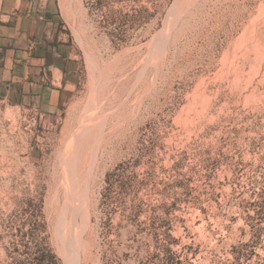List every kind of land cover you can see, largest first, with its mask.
<instances>
[{
	"label": "rangeland",
	"instance_id": "rangeland-1",
	"mask_svg": "<svg viewBox=\"0 0 264 264\" xmlns=\"http://www.w3.org/2000/svg\"><path fill=\"white\" fill-rule=\"evenodd\" d=\"M54 14L60 91L0 101V264H264V0Z\"/></svg>",
	"mask_w": 264,
	"mask_h": 264
},
{
	"label": "crops",
	"instance_id": "crops-1",
	"mask_svg": "<svg viewBox=\"0 0 264 264\" xmlns=\"http://www.w3.org/2000/svg\"><path fill=\"white\" fill-rule=\"evenodd\" d=\"M54 13L55 0H0V101L60 91L61 44L53 39L61 33H50L58 24Z\"/></svg>",
	"mask_w": 264,
	"mask_h": 264
}]
</instances>
